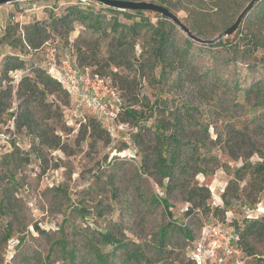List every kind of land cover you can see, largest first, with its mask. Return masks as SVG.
Wrapping results in <instances>:
<instances>
[{
	"label": "rangeland",
	"instance_id": "rangeland-1",
	"mask_svg": "<svg viewBox=\"0 0 264 264\" xmlns=\"http://www.w3.org/2000/svg\"><path fill=\"white\" fill-rule=\"evenodd\" d=\"M68 1L72 0H22L0 6V38L8 21L22 26L37 19H47L50 10L61 13ZM146 1L169 7L195 34L211 39L231 25L250 0ZM258 5L244 17L237 28L239 33L236 30L224 36L212 48H202L197 42L192 45L196 75L202 77L203 83H216L208 93L210 98L198 90L192 93L194 103L201 105V119L212 123L211 136L216 138L220 134L224 140L234 129L252 142L242 148L238 143L235 145L238 155L253 152L245 160L241 156L235 159L228 151L219 148L213 150L221 164L230 169L225 170L222 166L214 174L199 176L200 182L211 189L213 207L223 205L221 195L234 179L236 169L246 162L253 165L264 163V105L256 102L252 94H246L252 84L264 80V46L249 53L244 52L243 43H239L241 34L250 33L264 41V20L257 18ZM91 6L96 10L101 8L97 2H92ZM156 14L145 11L154 23ZM118 17L122 22H129L123 14ZM109 18L111 15H107ZM178 31L180 39L186 37L179 28ZM79 35L97 37L76 24L68 41L54 36L51 40L58 41L62 51ZM147 38V35L142 36L141 42ZM237 42L242 44L238 45L239 48ZM141 49L137 45V55ZM10 53L19 54V48L3 43L0 46V71L3 58ZM20 56L25 59L27 67L43 64L40 53ZM159 69L156 68L157 75ZM113 71L119 74V78L109 75L121 86L128 71L121 68H113ZM11 75L17 82L23 72ZM133 75H129V79ZM150 75L151 70L147 69L142 78L138 75L135 80V92L139 97V103L134 105L137 109L143 107L146 97L152 101L161 95L171 97L167 87L150 82ZM51 98L61 105L64 100L63 95ZM126 100L128 104L134 102L131 95L126 96ZM171 105H180L179 97ZM62 110V119L54 121L56 133L61 137V147H44L38 154L31 146L33 137L25 130L18 131L12 120L0 124V198L11 201L9 210L0 205V264H99L89 244L91 240L113 264H197L193 256L194 244L187 240L183 231L171 227L162 250L155 248L160 228L171 220L164 205L151 202L153 196L164 197L163 189L153 177L139 171L141 153L132 141L136 128L131 123L116 121L106 127L110 139H100L85 126L90 118L96 117L92 111L86 112L85 119L80 120L73 117L67 107L62 106ZM151 123L152 120L147 125ZM124 143L127 148L121 150ZM250 178L248 173L241 183L247 184ZM245 196L231 207V212L226 213L229 219L241 222L245 216L264 214V194L253 206ZM171 202L172 224L190 230L195 239L201 236L204 222H220L212 213L186 215L188 205L185 202L179 199H171ZM106 231H112L126 241L129 253L119 250L112 255V245L96 242L98 233ZM219 239L223 247L225 242L220 236ZM63 244L66 250L74 251V259L62 248ZM255 245L258 249L255 256L218 251V255L209 258L206 264H264V244L257 242ZM132 253L137 254V259Z\"/></svg>",
	"mask_w": 264,
	"mask_h": 264
},
{
	"label": "trees",
	"instance_id": "trees-1",
	"mask_svg": "<svg viewBox=\"0 0 264 264\" xmlns=\"http://www.w3.org/2000/svg\"><path fill=\"white\" fill-rule=\"evenodd\" d=\"M92 2L96 1H68L61 13L50 10L47 19H37L22 26L8 21L0 38V46L6 43L14 49L19 48V54L10 53L3 58L0 71V124L12 120L18 131L25 130L30 134L33 137L31 146L37 154L44 147H61V137L56 133L54 121L62 119V106L70 108V95L67 87L44 67L48 44L56 46L58 52L68 54L77 68H90L94 75L110 79L120 92L122 104L118 108L116 120L131 123L136 128L132 133V141L141 153L139 171L153 177L163 189L164 197L153 196L151 202L164 205L171 220L160 228L156 250H162L171 227L173 230L183 231L187 240L194 244L195 237L190 230L172 224L171 199H179L188 205L186 215L212 213L218 216L220 222L207 221L232 230L236 236L237 247L244 254L255 256L258 254L255 244H264V214L257 217L245 216L239 222L237 219H229L226 213L231 212L230 209L236 202L242 201L243 195H246L245 200L249 201L250 206L259 202L260 196L264 194V163L253 165L246 162L235 170L234 179L227 184L221 195L223 205L212 206L211 189L199 180L200 175L214 174L218 167L223 166L230 171L228 165L221 164L219 157L213 153L214 149L228 151L235 159L241 156L243 160L249 159L253 152L245 156L244 153L238 155L235 147L237 143L240 144L239 148L252 143L241 131L232 129L230 136L224 140L220 134L213 138L210 134L212 123L201 119V105L194 103L192 93L198 90L210 98L208 93L214 89L216 83H203L202 77L196 75L195 55L192 52L193 42L196 41L187 35L180 39L179 27L158 14L155 15L157 21L154 23L145 15V11L119 10L98 2L101 8L96 10L91 6ZM260 2L262 4L258 5ZM13 3L17 4L18 1ZM257 5V18L264 20V0H258L250 11ZM119 14H123L129 22L120 21ZM107 15H111V18L107 19ZM76 24L97 34V37L79 35L61 51L58 41L51 40V37L68 41L67 38L75 30ZM144 35L148 38L141 42ZM239 40V43H243L244 52L255 53L264 46L262 38L253 33L241 34ZM105 41L103 49L102 44ZM239 43L237 42V46L242 45ZM137 45L142 48L139 55L136 54ZM200 45L202 48L215 46ZM33 53L42 54L43 64L27 67L25 59L20 55ZM157 67H160L158 75L155 72ZM113 68L128 71L121 86L109 75L119 78ZM147 69L151 70V75L148 76L150 82L167 87L171 97L161 95L153 101L146 97L143 107L137 109L134 105L139 103V97L135 92V80L138 75L142 78ZM17 71L23 72V75L14 82L11 73ZM132 73L134 75L129 79ZM246 94H252L256 102L264 105V80L252 84L246 89ZM58 95L64 97L62 105L51 98ZM128 95L133 98V104L127 103ZM178 97L180 105L172 107V101ZM85 117L86 115L83 119ZM150 120L152 123L147 125ZM85 126L90 127L97 138L110 139L108 129L97 117L90 118ZM126 148L127 144L124 143L121 150ZM248 173L251 178L243 185L241 182ZM10 204L11 201L6 197L0 198V205L5 210H9ZM60 241L64 243L63 240ZM96 242L112 245V255L119 250L129 253V244L112 231L99 232ZM89 244L94 249L99 264H113L106 255L100 253L95 241L91 240ZM62 248L72 259L75 258L74 251L66 250L65 244ZM131 255L137 259L136 253Z\"/></svg>",
	"mask_w": 264,
	"mask_h": 264
},
{
	"label": "built area",
	"instance_id": "built-area-1",
	"mask_svg": "<svg viewBox=\"0 0 264 264\" xmlns=\"http://www.w3.org/2000/svg\"><path fill=\"white\" fill-rule=\"evenodd\" d=\"M48 45L44 67L67 87L71 115L83 119L86 112L92 111L105 127L115 124L122 98L110 79L94 75L90 68H77L68 54L58 52L54 45ZM219 236L225 242L223 247L219 243ZM235 241L236 236L232 230L206 221L202 226L201 236L194 241V260L197 264H206L209 258L218 255V251L225 254L243 253Z\"/></svg>",
	"mask_w": 264,
	"mask_h": 264
},
{
	"label": "water",
	"instance_id": "water-1",
	"mask_svg": "<svg viewBox=\"0 0 264 264\" xmlns=\"http://www.w3.org/2000/svg\"><path fill=\"white\" fill-rule=\"evenodd\" d=\"M15 1L21 0H0V6L5 4L13 3ZM102 5L112 7L119 10H131V11H149L159 14L162 17H165L175 23L190 39L200 43V44H207L213 45L218 42L224 36H229L233 34L239 25L241 24L244 17L248 14L252 6L258 0H250L244 9L240 12L237 16L235 21L221 31L217 36L211 39H204L198 35H196L190 27L182 21V19L169 7L153 2V1H146V0H94Z\"/></svg>",
	"mask_w": 264,
	"mask_h": 264
}]
</instances>
